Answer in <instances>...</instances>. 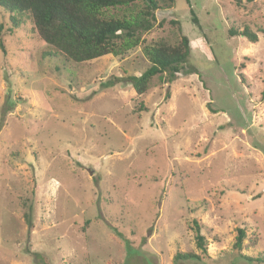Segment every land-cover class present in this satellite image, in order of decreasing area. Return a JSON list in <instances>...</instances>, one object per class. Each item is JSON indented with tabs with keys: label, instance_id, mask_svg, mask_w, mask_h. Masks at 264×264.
Wrapping results in <instances>:
<instances>
[{
	"label": "rangeland",
	"instance_id": "rangeland-1",
	"mask_svg": "<svg viewBox=\"0 0 264 264\" xmlns=\"http://www.w3.org/2000/svg\"><path fill=\"white\" fill-rule=\"evenodd\" d=\"M188 2L143 36L186 37L183 71L142 96V48L71 63L0 11V264H263L233 243L264 260V2Z\"/></svg>",
	"mask_w": 264,
	"mask_h": 264
},
{
	"label": "trees",
	"instance_id": "trees-1",
	"mask_svg": "<svg viewBox=\"0 0 264 264\" xmlns=\"http://www.w3.org/2000/svg\"><path fill=\"white\" fill-rule=\"evenodd\" d=\"M189 3L188 0H184ZM242 5V0H232ZM256 0H244L252 4ZM263 1L264 0H260ZM175 0H0V11L8 14L12 28L21 23L19 16L30 18L39 39L52 52L48 56L61 55L66 61L81 64L104 56L120 57L138 47L142 48L149 67L137 77H129L136 95H144L154 77L168 75V80L183 71L189 56V40L180 36L176 42L158 39L145 43L143 36L157 23L155 12L171 8ZM194 22V21H193ZM1 29V27H0ZM258 32L244 27L241 32L230 28V37L238 35L249 43H256ZM261 33V32H260ZM165 98H168L166 94ZM264 98V87L261 92ZM29 224L28 212L24 213ZM195 245L203 256L207 255L205 238L197 222H193ZM233 243L234 253L241 259L263 263L262 258H245L240 255L244 248L245 230L237 229ZM194 253H177L174 264L181 261H198Z\"/></svg>",
	"mask_w": 264,
	"mask_h": 264
}]
</instances>
